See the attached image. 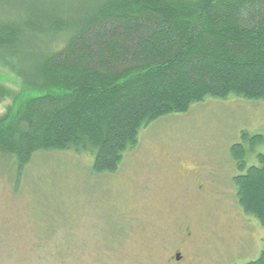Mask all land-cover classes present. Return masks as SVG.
<instances>
[{
    "label": "trees",
    "instance_id": "obj_1",
    "mask_svg": "<svg viewBox=\"0 0 264 264\" xmlns=\"http://www.w3.org/2000/svg\"><path fill=\"white\" fill-rule=\"evenodd\" d=\"M0 70L18 81L0 82V158L16 174L50 152L113 174L159 118L207 98L264 103V0H0ZM248 155L231 146L235 199L264 228V155Z\"/></svg>",
    "mask_w": 264,
    "mask_h": 264
},
{
    "label": "rangeland",
    "instance_id": "obj_2",
    "mask_svg": "<svg viewBox=\"0 0 264 264\" xmlns=\"http://www.w3.org/2000/svg\"><path fill=\"white\" fill-rule=\"evenodd\" d=\"M0 82L18 87L3 70ZM252 135L262 140L251 144ZM233 144L248 151L246 166L264 155L263 102L207 98L159 118L139 131L113 174L63 152L36 154L20 175L0 158V264L256 260L264 228L237 205Z\"/></svg>",
    "mask_w": 264,
    "mask_h": 264
},
{
    "label": "flooded vegetation",
    "instance_id": "obj_3",
    "mask_svg": "<svg viewBox=\"0 0 264 264\" xmlns=\"http://www.w3.org/2000/svg\"><path fill=\"white\" fill-rule=\"evenodd\" d=\"M176 256H177V258H179V254H177Z\"/></svg>",
    "mask_w": 264,
    "mask_h": 264
}]
</instances>
